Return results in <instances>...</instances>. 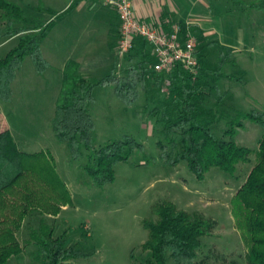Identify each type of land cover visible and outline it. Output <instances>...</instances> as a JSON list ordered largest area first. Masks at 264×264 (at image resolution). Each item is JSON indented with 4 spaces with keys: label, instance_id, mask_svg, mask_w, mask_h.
I'll return each instance as SVG.
<instances>
[{
    "label": "rangeland",
    "instance_id": "374dc122",
    "mask_svg": "<svg viewBox=\"0 0 264 264\" xmlns=\"http://www.w3.org/2000/svg\"><path fill=\"white\" fill-rule=\"evenodd\" d=\"M7 1L19 5L35 24L42 23L40 31L30 34L42 35L45 59L57 67L62 64V58L53 56L47 47L52 48L58 42L60 28L71 21L60 22L64 17L61 13L71 6V0ZM198 2L193 7V18L212 32L206 38L198 31L199 27H190V31L197 30V33H191L202 43V63L198 71L202 72L204 86L200 88L212 96L204 97L200 108L207 114L203 116L215 113L213 129L218 135H223L231 120L244 121L237 143L256 150L264 130L250 120L242 119L240 114L264 111V0ZM184 17L186 19L187 15ZM54 20L56 22L52 25ZM4 26L0 20V28ZM26 26L34 28L32 24ZM74 33L70 34L63 55H72L68 45L74 46V37L79 36ZM20 38L0 39V57L14 49ZM228 50L232 51L230 61L217 76L221 55ZM101 57L106 58L99 60L102 63L86 58L93 64V68L86 72L93 81L115 73L127 77L131 66L144 60L143 56L137 57V52L123 57L117 53L119 60H123L117 63L107 52ZM153 58L151 55L149 60L153 61ZM143 66L152 73L145 85H140V99L133 105L118 98L115 85L97 87L94 91L95 103L90 107L96 123L94 148L99 150L127 138H132L140 146L129 152L128 162L118 163L116 181L104 187L95 185L84 169L91 151L83 149L82 159L74 161L67 145L53 133L52 121L63 85L58 70L48 69L40 75L32 58L27 57L12 85L13 100L5 102L0 99L2 117L19 149L27 154L45 153L53 157L58 175L70 193L72 205L63 207L57 217H47L48 224L53 227L56 237L67 235V246L77 245L91 255L87 260H74L72 264H134V261L144 262L149 258L143 245L149 238L146 224L157 220L156 207L172 203L181 211L200 213L215 223L212 233L202 239L200 260L209 264H248V248L236 227L232 200L255 166V155L249 163H240L234 174L213 168L204 180L197 179L186 163L167 166L161 158L162 146L172 149V145L163 132L161 117L165 111L176 119L182 111H176L173 103V92L179 90L181 82L174 84L169 76H165V81L159 83V75L153 73L148 64ZM179 139L176 136L178 143ZM41 218L34 215L26 219L18 235L25 251L9 264H48L40 247L26 244L30 229L38 227Z\"/></svg>",
    "mask_w": 264,
    "mask_h": 264
},
{
    "label": "trees",
    "instance_id": "16d2710c",
    "mask_svg": "<svg viewBox=\"0 0 264 264\" xmlns=\"http://www.w3.org/2000/svg\"><path fill=\"white\" fill-rule=\"evenodd\" d=\"M0 20L5 24L0 28V39L21 36L18 45L5 57H0V99L11 102L14 97L12 85L25 59L32 58L40 75L47 72L50 63L43 55L42 35L30 34L43 28L41 22L35 24L19 5L7 0H0ZM29 24L34 28L26 26ZM191 32L197 33V30L192 29ZM200 45L201 40H198L199 69L202 63ZM133 52H137L138 58L143 56L144 60L131 66L127 77L115 73L93 81L80 72L78 62L71 60L67 63L52 121L56 138L67 145L74 161L82 159L83 149L91 151L84 169L95 185L104 187L114 183L118 163L128 162L129 152L140 146L132 138H127L99 150L94 148L96 123L90 107L95 103V89L115 85L118 98L127 105H133L140 99V85L144 86L152 73L143 66L145 63L159 75V83L165 81V76H169L174 84L181 82L179 90L173 92V103L176 111H182L176 119L165 111L162 113L163 132L172 149L163 145L161 158L167 166L177 167L186 163L197 179L204 180L213 168L234 174L240 163H249L255 155V166L232 200V215L248 248V264H264V135L256 150L237 143L239 129L244 126L242 120H231L223 135H218L213 129L215 113L203 116L207 113L200 108L204 97H212L200 88L203 85L201 70L189 74L178 65L170 74L156 72L157 59L150 44L143 38L135 40V47L130 53ZM231 53L228 50L221 55L217 76L222 74L230 61ZM151 55L153 61L149 60ZM240 116L264 130V111ZM176 136L180 138L179 143ZM68 205H72V199L58 175L55 159L45 153L22 152L0 111V264H9L14 257L24 253L25 246L18 235L26 219L34 215L41 216V222L38 227L30 229L26 244L40 247L48 264H72L74 260L89 259L91 255L77 245L67 246L66 234L56 237L53 227L47 222V217L59 216L63 207ZM155 211L157 220L146 224L149 238L143 245L149 258L144 262L134 261V264H209L200 260L199 252L202 239L215 229L213 221L200 213L181 211L172 203L158 205Z\"/></svg>",
    "mask_w": 264,
    "mask_h": 264
},
{
    "label": "crops",
    "instance_id": "0c3cea01",
    "mask_svg": "<svg viewBox=\"0 0 264 264\" xmlns=\"http://www.w3.org/2000/svg\"><path fill=\"white\" fill-rule=\"evenodd\" d=\"M132 1L134 14L139 21L163 26L166 21L170 20L172 23L188 24L191 27L196 26L197 29L199 27L200 30L198 31H201L206 38L212 34V32L205 30L200 25L201 21L193 18V10L196 3H200L198 2L199 0ZM70 4V7L68 6L62 11L61 14L64 17L60 22L64 21L65 23V19H71V21L65 27L60 28L62 30L58 42L54 43L52 48L50 46L47 47V50L53 56L59 59L62 58V64L58 67L46 59L50 63L49 70H58L59 78L62 82L65 67L71 60L79 63L80 72L87 78H91L90 74L86 72L93 68V64H90L86 58H89V60L96 59L95 63H102L99 60H103L105 57H101V55L107 52L114 56L115 63L123 61L122 58L119 60L117 57V48L121 35V22L117 12L113 8L105 6L100 0H71ZM70 11H72V14H69ZM186 15L185 19L184 16ZM56 20L52 21L51 24L53 25ZM165 27L167 26L165 25ZM63 28L66 30H63ZM72 30L75 31L74 36L79 35L84 37V39L79 36L77 38L74 37V46L72 44L68 45L72 50V55L66 56L62 53L65 52L68 41L70 42V34L74 32ZM85 54L87 55L85 56Z\"/></svg>",
    "mask_w": 264,
    "mask_h": 264
},
{
    "label": "built area",
    "instance_id": "2783aa9c",
    "mask_svg": "<svg viewBox=\"0 0 264 264\" xmlns=\"http://www.w3.org/2000/svg\"><path fill=\"white\" fill-rule=\"evenodd\" d=\"M100 1L105 6L113 8L119 16L121 22L117 48L119 56L129 54L135 47V40L143 38L150 44L157 59L154 67L156 72L170 74L181 65L187 73H197L200 64L197 56L198 39L191 33V25L186 24L184 27L168 20L163 26H156L136 18L132 0Z\"/></svg>",
    "mask_w": 264,
    "mask_h": 264
}]
</instances>
